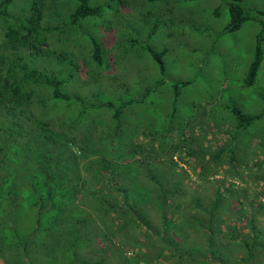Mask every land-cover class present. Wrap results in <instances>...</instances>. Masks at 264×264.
<instances>
[{"label":"rangeland","instance_id":"374dc122","mask_svg":"<svg viewBox=\"0 0 264 264\" xmlns=\"http://www.w3.org/2000/svg\"><path fill=\"white\" fill-rule=\"evenodd\" d=\"M229 1L253 18L241 21L235 29H224ZM29 2L11 0L8 12L0 13V39L10 21L17 23L27 14ZM43 2L49 14L47 27L41 29L47 50L29 65L64 78L60 90L79 96V100H42V106L50 110L52 128L58 132L52 134L56 140L71 136L75 138L72 144L87 145L104 137L99 146H106L100 149L116 154L114 159L120 163L132 159L125 149L142 142L148 149H159L162 165L169 160L167 149L177 143L173 158L187 173L189 188L208 191L232 184L247 194L245 199L256 194L264 204V169L256 166L264 161V115L246 127L237 125L236 135H232L235 118L228 110L231 105L250 113L264 110V0H86L98 10L74 21L69 15L78 0ZM257 37L262 53L256 78L241 86ZM150 50L160 51L161 73ZM184 80L187 82L181 83ZM129 98L132 102L117 118L112 117L113 107ZM77 103L85 105L83 115H78ZM27 123L21 116L8 121L0 107V256L19 248L34 261L39 254L33 250L44 237L48 218L36 220L28 208L29 191L22 186L28 161L25 155L31 149L19 142L28 131L31 136L40 135L38 121L32 118ZM147 133L156 134L153 141ZM215 135L220 138L214 139ZM213 142L223 149L218 170L213 173L214 164H209L211 176L198 178V166L192 164L198 162L196 152L214 147ZM41 149L47 148L40 144L33 160L39 184L46 154ZM51 149L55 156V149L61 148L54 145ZM53 153V175H62ZM152 156L144 159V168L159 165ZM135 164L132 161L126 166ZM0 264L4 263L0 260Z\"/></svg>","mask_w":264,"mask_h":264},{"label":"trees","instance_id":"16d2710c","mask_svg":"<svg viewBox=\"0 0 264 264\" xmlns=\"http://www.w3.org/2000/svg\"><path fill=\"white\" fill-rule=\"evenodd\" d=\"M10 2L0 0V13L8 12ZM228 4L229 19L224 29H235L241 21L253 18L240 5L230 1ZM47 9L42 0H30L27 14L17 23L10 21L0 39V107L8 121L21 116L27 124L32 118L40 123L38 137L28 131L19 142L20 146L31 149L25 155L28 161L22 186L29 191L28 208L36 220L46 215L48 218L44 237L33 250L39 254L34 261L27 251L20 252L14 246L0 260L4 264H264L262 201L256 199V194L245 199L247 194L232 184L208 191L189 188L187 173L173 158L177 143L172 144L173 149H167L169 160L165 165L160 162L159 149H148L142 142L125 149L132 159L120 163L114 159L116 154L100 149L106 146H99L104 137L85 145L72 144L75 138L71 136L60 138L65 141L52 136L58 132L52 128L48 119L50 110L42 106V100L47 97L79 100V96L60 90L64 78L29 65L47 50L41 31L49 21ZM97 10V5L78 0L69 17L74 21ZM253 51L241 86L252 84L256 78L262 53L259 37ZM149 52L161 73L160 51ZM130 102L131 98L113 107L111 116L117 118ZM107 105L112 107L110 102ZM76 108L78 115L85 113L84 104L77 103ZM228 110L235 118L232 135H236L237 125L246 127L264 115V110L250 113L237 105H231ZM155 135L147 137L153 141ZM219 138L214 136L216 140ZM39 143L47 148L41 149L46 154H43L45 164L39 170L40 184L33 171L34 151ZM158 144L159 141L156 147L160 148ZM213 144L212 148L198 149L197 155L192 152L198 159L192 163L193 168L198 166L195 171L198 178L207 180L209 164H214L213 173L218 170L223 149L222 145ZM54 145L61 148L55 149V156L51 149ZM51 153L53 161H59L62 175H53ZM148 155H153L159 165L144 168ZM227 157L231 161L232 157ZM177 158L183 161L179 153ZM132 161L136 163L134 166H126ZM256 166L264 169V161Z\"/></svg>","mask_w":264,"mask_h":264}]
</instances>
